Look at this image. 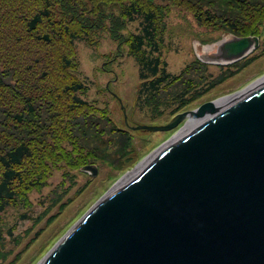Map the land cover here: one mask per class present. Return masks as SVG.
<instances>
[{"label": "trees", "instance_id": "trees-1", "mask_svg": "<svg viewBox=\"0 0 264 264\" xmlns=\"http://www.w3.org/2000/svg\"><path fill=\"white\" fill-rule=\"evenodd\" d=\"M185 1L194 5L192 13L200 24L220 12L224 13L220 17L223 31L259 37L264 0ZM172 5L178 4L170 0H0V264L7 252L2 250L5 236L17 242L21 238L12 233L16 221L4 219L8 208L18 209L17 219H29L31 226L24 234L44 219L6 263L12 264L69 203L67 193L76 181V172L91 177L82 166L95 164L98 170V164L105 165L110 172L119 173L132 159L133 137L113 117L115 96L110 94L114 103L98 97L107 90L98 74L107 68L97 65L90 76L81 73L78 41L106 55L107 61L119 55L121 46L125 48L138 67L134 105L149 113L163 104L164 86L174 80L185 81L174 91L177 106L185 103L183 96L193 83V78L183 77L189 70L201 67L206 71L195 100L264 53L262 40L258 53L251 54L255 48L240 60L216 64L222 71L212 79L207 74L209 63L195 57L178 73L168 71L160 52L164 17ZM102 31L116 43L110 57V52L98 49ZM56 170L60 178L50 189L54 191L51 199L49 193L41 194V209L34 213L29 193H41Z\"/></svg>", "mask_w": 264, "mask_h": 264}, {"label": "water", "instance_id": "water-1", "mask_svg": "<svg viewBox=\"0 0 264 264\" xmlns=\"http://www.w3.org/2000/svg\"><path fill=\"white\" fill-rule=\"evenodd\" d=\"M258 42L257 35L234 34L216 52L197 55L227 64ZM193 110L133 127L169 129ZM80 169L97 172L95 164ZM41 264H264V80L113 185Z\"/></svg>", "mask_w": 264, "mask_h": 264}, {"label": "rangeland", "instance_id": "rangeland-1", "mask_svg": "<svg viewBox=\"0 0 264 264\" xmlns=\"http://www.w3.org/2000/svg\"><path fill=\"white\" fill-rule=\"evenodd\" d=\"M170 1L178 5H172L167 10L166 18L164 17V22L166 20V29L163 33L160 52L161 57L166 60V69L168 71L178 73L181 67L187 66L194 57L198 59L197 54L209 55L216 52L218 42L234 35L232 32L223 31L224 28H222L220 17L224 16V13L219 12L209 22L200 24L196 21L192 13V7L194 5L185 0ZM199 6H201L200 3ZM259 39L260 41L264 40V22L260 27ZM100 42V48H98L101 51L100 53L108 51L110 52V57L114 53L113 50L116 48V43L111 41L104 31H102V39ZM206 46H209L207 50L204 49ZM260 47L258 46L251 54L258 53ZM120 50L119 55H114L112 60L107 61L106 59L108 57L98 54L92 46L87 45L83 41L77 42L81 73L90 76L92 67L97 65L107 68V71L98 74L100 84H104L107 87V90L102 91L98 97H107L114 103L113 97L115 96L114 98L117 100V103H114V110L116 111L113 117L117 124L120 126L124 125L133 137L131 147L133 150L132 159L119 173L117 171L110 172L105 165L100 166L99 164L98 173L96 172V175H91V177L76 172V181L67 193V197H71L69 203L55 218L54 222L49 226L46 225L41 230L40 235L21 251L18 259L12 264H36L37 260L43 258L65 231L77 222L79 217L105 192L113 185H116L124 175L131 172L143 158L150 156L158 148L165 145L164 143L169 133L178 127L188 116L182 118L175 126L165 130H147L133 126L137 124L166 123L175 114L194 109L205 101H213L221 96L228 95L236 88L239 89V87L246 86L258 78L257 76L264 74V53H262L258 56L255 55L256 57L254 56L255 58L252 61L241 67L236 73L232 72L222 82L215 86L213 85L195 98V100H192L197 93L202 75L206 71L201 67L189 70L183 77L184 79L187 76L193 78V83L188 89V94L183 96V102L185 103L177 106V103L174 101V91L177 90V85L179 83H185V81L175 83L176 80H174L164 86L165 89L161 98L163 104L159 105L157 110L156 108L152 109L153 112L149 113L146 108L138 109L134 105L136 89L139 83L137 63L132 56L125 54V48L121 46ZM221 71L222 68L220 69L215 63H209L207 66V74L210 79L215 78ZM108 83H111V88L108 87ZM183 85L185 87L186 84ZM93 90L94 88H92ZM107 91L108 93H106ZM59 178V171L56 170L49 178V184L42 188L41 193L38 190H32L29 193V197L34 204V213H37L41 209V203L39 202L40 195L42 194L43 196L49 193L50 196L54 192L50 189ZM87 179L89 181L85 183L84 181ZM83 184H86L84 188L82 187ZM79 187L80 190H77ZM17 210L16 208H8L4 214L5 221L10 223L16 221V228L13 229L12 233L13 235L16 233L21 234V238L17 242L16 240H11V236H5L2 250L7 252L5 254L6 256L1 260L2 264L10 261L15 253L23 248L25 240L32 234L33 230L44 222L43 219L42 223L31 228L29 234H24L25 228H29L31 223L27 218L17 219Z\"/></svg>", "mask_w": 264, "mask_h": 264}, {"label": "bare ground", "instance_id": "bare-ground-1", "mask_svg": "<svg viewBox=\"0 0 264 264\" xmlns=\"http://www.w3.org/2000/svg\"><path fill=\"white\" fill-rule=\"evenodd\" d=\"M208 48H209V46L204 47L205 50H207ZM257 77L258 78H256L255 80L251 81L246 86L239 87V89L236 88L237 89V90L235 89L236 91L233 90V92L230 93V94H228V95L221 96V97H219V98H217V99H215V100H213L211 102H208V104H206L204 107H202L200 109H198V107H195L194 110H193L195 113L188 114L187 115L188 117H186V119H184L183 122L178 127H176L175 129H173L169 133L168 137L166 138V142L168 143V141H170L174 137H177L178 135L182 134L186 130L194 127L197 124H199V122H202L203 118L207 114H209V113H211V112L219 109L220 107H223L225 105H228V104L232 103L233 101H235L240 96V94L244 90H246V89H248V88H250V87H252V86L256 85L257 83H259V82H261V81L264 80V74H260ZM166 142L165 143L163 142V143L166 144ZM153 154H151L150 156H147V157L143 158L139 162V164H137V166L131 172H129L128 174L124 175L118 181L117 184H119L122 181H124L128 176H130V174H132L133 172H135L136 170H138L141 166H143L148 161V159L153 156ZM41 261H42V258H39L37 260L36 264H41Z\"/></svg>", "mask_w": 264, "mask_h": 264}]
</instances>
